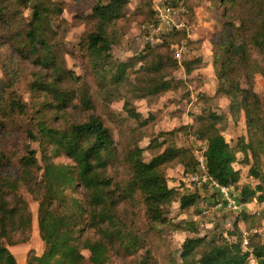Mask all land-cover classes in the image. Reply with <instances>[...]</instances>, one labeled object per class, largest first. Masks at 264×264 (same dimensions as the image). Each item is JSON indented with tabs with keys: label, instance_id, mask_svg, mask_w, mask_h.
Returning <instances> with one entry per match:
<instances>
[{
	"label": "trees",
	"instance_id": "1",
	"mask_svg": "<svg viewBox=\"0 0 264 264\" xmlns=\"http://www.w3.org/2000/svg\"><path fill=\"white\" fill-rule=\"evenodd\" d=\"M127 3L128 0H97L88 15L93 25L83 34L82 48L88 53L84 52L104 101L123 97L128 116L146 126L149 118H142L126 95L157 99L165 92L180 90L184 80L173 72L183 67L190 74L205 62L199 55L179 60L184 48L199 44L189 38L187 25L180 19L184 9L188 12L192 7L181 0H163L180 11L179 20L184 26L166 30L152 8L146 35L159 42L151 46L153 42L146 41L136 61L114 66L110 50L120 35L110 25L124 15ZM210 3L219 11V26L213 31L210 49L217 80L214 94L200 96L206 105L194 116V123L159 131L146 147L129 149L125 156L129 178L122 183L112 182L105 174L116 158L111 129L100 115L87 114L94 107L87 86L82 83L76 88L71 84L74 74L65 65L63 43L57 40L54 23L63 0H0V47L6 45L9 51L8 56L0 58L5 77L0 79V139L3 131L17 128L26 132L31 143L38 144L37 149L27 145L17 159L0 148V264H17L7 247L15 244L11 234L25 233L31 226L28 204L18 194L21 188L38 202V232L44 242L42 253L31 255L26 264H107L112 253L120 249L128 255L143 250L139 264H158L144 239L118 218L115 209L120 199L138 195L148 220L155 225L172 223L170 213L175 201L180 214L197 208L203 190L212 191L210 196L216 198V203L223 200L206 184L185 189L184 172L197 173L200 168L192 149L176 144L178 132L204 143L210 179L232 187L231 194L242 205L241 210H231L236 212L232 228L210 237L198 234L194 220L182 218L176 222L178 230L190 234L180 245V264H249L251 256L256 264H264V239L259 233L250 234L245 249L240 226L242 223L250 233L261 228L264 220V209H247L251 203L264 204V108L254 89L256 75L264 77V0ZM23 10H28L26 16H22ZM154 29L157 31L150 32ZM189 53L187 50L184 54ZM19 60L38 67L30 90H40L46 96L36 103L33 112L12 88L18 79L13 64ZM137 62L140 65L135 68ZM130 72L135 73L133 80ZM221 98L228 101L223 112L216 110ZM68 107L83 111L80 113L84 117L73 118L67 113ZM241 117L246 134L231 144L224 132L230 122L237 123ZM145 150L152 152L148 160L143 157ZM59 156H66L73 164L54 162ZM169 164L182 167L178 186L168 184L165 167ZM244 167L252 182L242 180ZM79 189L84 190V200L67 192Z\"/></svg>",
	"mask_w": 264,
	"mask_h": 264
},
{
	"label": "rangeland",
	"instance_id": "2",
	"mask_svg": "<svg viewBox=\"0 0 264 264\" xmlns=\"http://www.w3.org/2000/svg\"><path fill=\"white\" fill-rule=\"evenodd\" d=\"M96 1L63 0L62 11L59 17L54 20L55 30L58 32L56 35L57 40L63 43L65 65L74 74L71 84L76 88L79 84H85L89 94L92 96L94 107L87 114L100 115L111 129L116 148V158L108 165L105 174L110 177L112 182L120 181L123 183L129 178L128 166L125 163V156L129 149L135 146L146 147L152 136L159 131H169L185 124L194 123V116L200 112L203 105H206V102L200 96L210 97L214 94L217 80L211 63L210 49L213 31L219 26V11L215 7H211L210 0H181V2L192 8L188 9V12L184 9L180 19H184L185 25H187L189 38L199 41V44H191L184 48L179 60L190 58L192 55H199L202 56L205 63L190 74H186L183 67L173 72L176 78L184 80L185 85L180 90L165 92L157 99H136L133 97L134 95H126L133 100L132 108L139 112L142 118H149L148 125L142 126L139 121L128 116L123 107V97L115 98L109 103L104 101L103 91L97 85L96 76L91 68L89 56H87L88 53L82 48L83 34L93 25V20H90L88 15L91 13ZM162 1L128 0V3L123 8L124 15L110 25L120 35V40H117L110 50L112 55L111 62L115 64L114 66L119 62H134L138 55L143 52L146 41L151 40V35H146L148 27L146 21L149 17V11L151 12L152 8L155 9L156 6H159ZM27 12L28 10H23L22 16H26ZM152 40L151 42L153 43L151 44L153 45L151 46H155L159 42ZM187 50H190L191 53L184 54ZM8 55L9 51L6 45L1 46L0 58ZM11 59L16 61L15 57ZM139 65L140 62H137L134 66L137 68ZM13 68L18 79L13 82L12 88L18 96L22 97L27 104L28 110L33 112L37 108L35 107L36 103L46 99L42 91L30 90V85L34 79L33 73L38 70V67L27 60H19V62L13 64ZM113 68L115 70V67ZM134 76L135 73L130 72L131 80L134 79ZM0 79L5 80L1 62ZM254 89L259 94L264 108L263 76L256 75ZM120 91L122 94L125 93L124 90ZM227 103L226 98L219 99L216 110L219 112L226 111ZM67 110V113L73 118L80 119L85 115L80 113L83 111L79 109L76 111L73 107H68ZM48 113L52 115L53 111H48ZM245 134V124L242 117L237 123L230 122L224 132L226 140L231 144H234L239 136H245ZM175 141L178 146L190 147L195 157L197 155L196 151L204 145V143L198 142L189 134L181 132L175 135ZM27 145H30L31 148H38L37 143L30 142L26 132H22L17 128L12 130L9 128L8 131H3L1 134L0 148L3 147L10 155L11 153L14 154L15 159L25 153ZM151 155L152 152L149 150L143 152L145 160L150 159ZM53 160L56 163L73 164L72 160L66 156L55 157ZM246 170L247 167L242 169V180L244 182H252L251 179L246 177ZM181 171L182 167L178 164H169L165 167V174L170 186L179 185ZM14 173H17V165H15ZM67 192L73 197L84 200V190L82 189L74 190L73 192L68 190ZM211 192L208 189L206 191L203 190L201 192L202 198H200L197 208H190L185 214L178 213V203L176 201L173 202L170 213L172 223L166 225H155L148 220L144 205L138 195L131 199H120L115 211L118 218L130 224L133 230L144 239L146 248L151 251L158 264H180V245L190 234L186 231L178 230L174 225L176 222L182 218H185L184 220H194L197 222L198 234H206L208 237L232 228L236 212L223 207H216V198L210 196ZM18 194L28 204L32 215L31 226L25 233L15 232L11 234L15 244L7 247L14 255L17 264H26L27 259L31 255H40L42 253L44 242L38 232V202L24 188L19 189ZM204 209L205 212L202 213L201 211ZM247 209L249 211H259L264 209V204L251 203L247 206ZM240 226L241 230H246L242 223H240ZM259 229L264 231V220L263 225ZM22 238H25V240L22 241ZM142 252L143 250H138L128 255L121 249L116 250V252L112 253L107 264H139Z\"/></svg>",
	"mask_w": 264,
	"mask_h": 264
},
{
	"label": "built area",
	"instance_id": "3",
	"mask_svg": "<svg viewBox=\"0 0 264 264\" xmlns=\"http://www.w3.org/2000/svg\"><path fill=\"white\" fill-rule=\"evenodd\" d=\"M156 14L158 17V20L160 21V24L162 27L167 29H172L173 27H182L184 26V23L182 20H179V14L180 11L172 9L171 7L165 5L163 1L159 6L155 7ZM181 10V9H180ZM155 30V29H154ZM157 31V30H155ZM205 145H203L198 151H196L197 160L199 162V171L197 173H191V172H184V175L182 177V180L185 182V189L190 190L194 185L201 186L202 184H206V186L214 191H216L218 194L222 196V201H219L216 203V207L218 208H225L227 210H234L238 211L241 210L242 205L238 204L236 202V199L233 194H231L232 187L221 185L215 180L210 179L208 172L205 168V157H204V151H205ZM205 212V210L202 211V213ZM259 233L261 237L264 239V231L261 229H253L250 233L246 230H242L241 234V240H242V246L246 249L250 240V234ZM249 264H256V260L254 257H250L248 260Z\"/></svg>",
	"mask_w": 264,
	"mask_h": 264
}]
</instances>
